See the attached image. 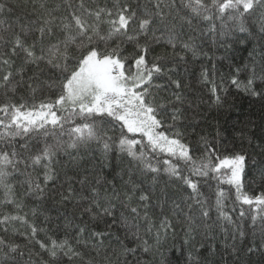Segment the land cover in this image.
Listing matches in <instances>:
<instances>
[{
  "label": "snow or ice",
  "instance_id": "snow-or-ice-1",
  "mask_svg": "<svg viewBox=\"0 0 264 264\" xmlns=\"http://www.w3.org/2000/svg\"><path fill=\"white\" fill-rule=\"evenodd\" d=\"M63 6L66 16L57 15L60 4L49 8L46 3H40L38 10L33 5L32 15L35 19L22 22L17 17L14 23L0 19V45L6 49L0 51V65L10 68L11 57L19 51L24 53L26 63L37 66L45 63L50 69H58L63 78L60 84L61 94L54 103H41L39 110L33 107L25 111L26 106L23 104L0 106V113L4 114V118L0 119V128L3 129L0 131V141H6L5 147L0 148V189H3L4 194L0 203L14 208L17 213L23 210V199L18 198L13 184V180L21 176L24 177L20 181L24 195L43 199L49 182H55L53 164L62 152L74 160V152L96 141L102 143L107 157L112 150V145L108 142L111 137L107 136L105 129L97 126L95 120L111 118V121L118 122L128 133H139L142 139L147 138L148 146L154 153L158 151L167 154L168 158L162 161L161 168L160 161L153 164L144 151L135 150L141 140L128 139L122 134L117 148L130 157V162H134V168L139 175L146 177L152 174L151 179L155 184L163 171L173 182H179L191 191L180 202L173 200L171 208L173 215L183 214L185 244H191L195 240L193 234L201 227L206 233L212 228L209 223L211 208L206 200L200 198L201 181L210 178L217 180L218 184L233 186L236 200L242 205L253 206L250 216L252 235H257L258 228L261 243L258 246H249L245 255L255 254L258 249L264 254V194L251 197L242 192L245 167L249 159L243 141L247 140L251 144V138L241 129L238 133L241 140L239 150L233 147L229 151L225 147L227 154L221 156L216 145L210 143L206 136H201L204 155L197 160L193 155L195 149L183 142V133L180 130L177 129L171 137L164 131H157L164 124L158 117L167 110L158 93L166 90L169 84L176 89H180L181 84L179 80H172L170 75L168 83H157L175 69L167 68L160 62L164 57H154L151 63L148 60L152 44L160 41V37L155 34L158 21L164 23L166 42L173 50L179 43L183 50L191 51L194 55L197 48L196 33L199 32L200 37L206 34L200 28L205 23L208 25L207 33L222 47H231L232 43L244 44L252 37L264 40V0H169L166 5L161 0H155L152 9L145 7L142 12H138L128 3L114 4L111 9L86 8L84 0H80L78 4L67 2ZM0 15H13V8L0 3ZM170 16L172 22L167 23ZM4 25L7 26L3 27ZM185 28L191 34L185 33ZM240 34H244L243 38ZM30 37L31 43L28 42ZM127 45L132 46L133 52L126 55L124 46ZM257 55L260 57L259 61L256 60ZM249 57L251 67H243L250 76L243 84V90L252 96L264 95V92H257L255 88L257 80L264 81V44L259 51L254 48ZM257 68L260 69L259 76ZM236 71L239 73L241 69L237 68ZM19 74L21 73H17ZM203 75L207 79V73ZM14 79L11 71L5 72L0 76V87L14 91ZM231 83L241 87V82L235 77ZM28 87H33V84L29 83ZM211 91L215 102L220 104L221 97L217 94L218 89L214 83ZM172 95L175 102L182 101L179 92H173ZM65 105H69L72 114L82 117L84 122L73 123L66 129L65 124L71 118L62 117L55 110L57 106L63 110ZM180 114V109L173 106L171 119L174 123L180 119ZM220 135L217 131V136ZM50 136L59 138L50 143ZM63 136L68 139L64 140ZM17 137L23 139L18 147L12 143ZM41 140L43 144L40 143ZM261 151L264 152V147H261ZM38 166L43 170L42 181L38 177L34 178L29 171L36 170ZM132 172L129 169L130 178L126 182L128 190L123 193L117 191L115 186L101 192L99 180L96 187H84L82 191L87 194L80 195L77 202L79 217H64L63 238L37 239V234L42 229L29 223L27 213L0 214V231L5 234L0 236V264H17L18 258L25 255L19 244L7 238L13 222L27 225L29 243L38 245L41 250L35 253L29 250L25 264H64L65 261L66 264H121V261L129 264V258L136 255L138 248H142L145 253L152 251L153 246L140 233L142 225L139 223L140 220L146 221V231H151L148 205L144 203L149 200V195L141 190L138 201H135L136 206H133L136 192L140 189L139 184L131 178ZM260 175L264 178V169H261ZM139 183L142 184L143 180ZM81 184L84 185L85 181H81ZM75 196L76 190L71 185L66 194H61L63 201ZM225 196L223 190L216 192L215 209L218 217L215 223L223 221L220 227L225 235L231 229L233 239L237 235L243 239V225L233 220L224 210ZM182 203L186 204L187 211L181 206ZM141 205L144 209L143 216ZM32 215H36L35 210ZM245 216L246 210L241 208L239 219L243 221ZM106 218H110L111 223ZM100 221L107 225L105 230L90 226ZM117 224L125 231L124 239L131 238L136 241L137 247L128 246L119 237L115 238L119 247H112L113 235L110 229ZM162 226L173 227L167 218ZM69 229L72 231L69 232ZM156 243L159 244V234ZM231 250L239 254L235 244L231 245ZM178 251L180 256H184L183 246ZM194 252V247L188 251L187 264H199ZM41 253H46L48 260L43 259ZM132 264H140V261L133 260ZM168 264L175 262L169 261Z\"/></svg>",
  "mask_w": 264,
  "mask_h": 264
},
{
  "label": "trees",
  "instance_id": "trees-1",
  "mask_svg": "<svg viewBox=\"0 0 264 264\" xmlns=\"http://www.w3.org/2000/svg\"><path fill=\"white\" fill-rule=\"evenodd\" d=\"M67 2L78 4L80 0H0V3H4L6 7L13 8V15H0V19H4L8 23H14L17 17H20L22 22L35 19L36 17L32 15L33 5L38 10L40 3H46L49 8H54L60 4L61 8L57 11V15L66 16L67 12L63 5ZM117 3L131 4L138 12H142L145 7L152 9L155 0H84L86 8L107 7L111 9ZM161 3L166 5L169 0H161ZM57 22L59 23V21ZM171 22L172 17L170 16L167 23ZM18 27L19 25H17ZM104 27L106 28L107 25L105 24ZM164 27V23L159 21L155 25L157 29L155 34L160 37V41L152 44L148 60L151 63L154 57H164L160 62L167 68H174L175 71L168 73L157 83H168V76L170 75L172 80H179L181 87L176 89L174 85L169 84L166 90L158 93L167 110L158 117L164 121V124L157 131H164L166 135L171 137L177 129L180 130L183 133V142L195 149L193 155L199 160L204 155L201 136H206L210 143L216 145L218 153L222 156L227 154L225 147L229 151L233 147L239 150L241 140L238 133L243 129L251 138V144L247 140L243 141L249 159L245 167L242 192L251 197L264 194V178H261L260 175L261 169H264V152L261 151V147H264V95L252 96L243 90V84L247 82L250 76V73L244 70L243 66L249 65L251 67L249 53L254 48L259 51L264 40L259 37H252L244 44L232 43L231 47H222L210 33H207L208 25L205 23L201 24L200 28L206 34L200 37L199 32L196 33L197 48L194 55L191 51L183 50L179 43L173 50L166 42ZM179 30V26H177V31ZM184 31L191 34L187 28ZM240 35L243 38L244 34ZM28 42L31 43V37ZM124 48L126 55L133 52L130 45L124 46ZM0 51H6V49L0 45ZM37 54H39V50H37ZM181 56L183 59H180ZM259 59L260 57L257 55L256 60L259 61ZM11 60L10 68L0 65V76L11 71L15 76L13 84L16 87L14 91L0 87V106L23 104L26 106L24 110L27 111L33 107L35 110H39L41 103L55 102L61 94L60 84L63 79L58 69H50L45 63H41L39 66L26 63L24 53L19 51L17 55L11 57ZM237 68L241 69L239 73L236 71ZM205 72L207 79L203 75ZM17 73L21 74L17 75ZM260 74V69L257 68V75ZM233 77L241 82L240 88L231 83ZM29 83H32L33 87H28ZM213 83L218 89L217 94L221 97L220 104L215 102V97L212 94ZM255 88L257 92H264V81L257 80ZM173 92L181 94V102H175ZM173 106L179 108L181 113L180 119L175 123L171 119ZM55 110L58 115L71 118L70 122L65 124L66 129L71 127L73 123L84 122L82 117L72 114L69 105H65L63 110L57 106ZM3 118L4 114L0 113V119ZM95 122L98 127L105 129L108 137H111L108 142L112 145V150L107 154V157L103 152L102 143L96 141L91 142L90 146H83L78 152H74V160L62 152L58 156L57 162L53 164L56 178L55 182H49L47 185L45 197L38 199L24 195V188L20 185V181L24 177L21 176L13 180V184L18 198L23 199V210L17 213L14 208L5 207L0 203V214L24 215L27 213L29 223H34L39 229H42L38 232L37 239L63 238L65 235L64 217L72 218L80 215L77 202L80 195L87 194L82 189L86 186L96 187V182L99 180L101 192L105 189L110 190L112 186H115L117 191L123 193L128 190L126 182L130 178L129 169H132L131 178L139 184L140 189L136 192L133 206H136L135 201H138L141 190L144 194L149 195V200L144 203L148 205L147 213L152 222L151 231H146L148 227L146 221L140 220L139 223L142 225L140 233L143 239L147 240L148 244L153 247L152 251L147 253L142 248H138L136 255L129 258V264H132L133 260H139L140 264H161L162 261L163 264H168L169 261H173L175 264H187V253L193 247L199 264H264V254H261L259 249L255 254L245 255L246 249L253 244L260 245L261 239L258 228L257 235L255 237L252 235L250 216L253 206L242 205L241 202L237 201L233 186L226 183L218 184L217 180L210 178L201 181L200 198L206 200L207 205L211 208L209 223L212 224V228L206 233L205 229L201 227L197 233L193 234L195 240L191 244H185L183 214L173 215L171 208L173 200L180 202L183 198L188 197L191 191L179 182H173L163 171L153 184L152 174H148L146 177L139 175L134 168V162H130V157L126 153H121L117 145L122 134L128 139L141 140L142 142L135 146V150L144 151L153 164L160 161L159 166L161 168H163L162 161L168 158L167 154L158 151L154 153L148 146L147 138L142 139L139 133H128L126 129L120 127L118 122L111 121V118L105 120L96 118ZM0 131L3 129L0 128ZM217 131L220 132V136H217ZM58 138L50 136L49 142L51 143ZM63 139L67 140L68 137L63 136ZM22 142L21 137L12 141L17 147ZM40 143L43 144V141L41 140ZM5 144L6 141H0V148H4ZM29 171L32 172L34 178L38 177L41 181L43 180V170L39 166L36 170L29 169ZM140 180H143L142 184L139 183ZM81 181H85V184L82 185ZM69 185L76 190V196L63 201L61 194L67 193ZM218 190H223L226 194L224 210L233 217V220L243 225L245 231L243 239L239 238L238 235L233 239L231 229H229L228 235H225L220 227L223 221L215 223L218 217L215 209V198ZM3 198V189H0V202L3 201ZM188 202L191 203V201ZM161 206H163V211H161ZM181 206L187 211L186 204L182 203ZM241 208L246 210L243 221L239 219ZM33 210H35V216L32 215ZM143 214L144 209L141 205V215L143 216ZM197 215H199L198 211ZM165 218L173 227L165 228L162 226ZM106 219H108V223H111L110 218ZM77 222L79 221L77 220ZM257 224H259V220ZM90 226L96 227L98 230H105L107 227L104 221ZM28 231L27 225L13 222V226L7 233V238L11 242L19 244L25 253L24 257L18 258L17 264H25L29 250L34 253L41 252L38 245L29 243ZM68 231L71 232L72 229ZM110 231L113 235L111 241L113 248L119 247L116 243V237L124 240V243L130 247H137L136 241L131 238L124 239L125 231L120 225L113 226ZM157 234H159V244L156 243ZM4 235L3 231H0V236ZM232 244H235L239 249V254L232 252ZM181 246L185 250L184 256H180L178 251ZM41 255L43 259L48 260L46 253H41ZM121 264H123L122 261Z\"/></svg>",
  "mask_w": 264,
  "mask_h": 264
}]
</instances>
